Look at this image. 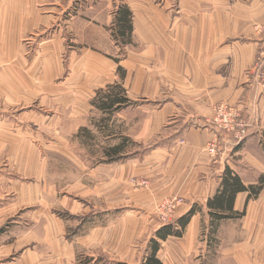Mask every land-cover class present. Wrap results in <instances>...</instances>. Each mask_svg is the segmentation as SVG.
Segmentation results:
<instances>
[{"label":"crops","instance_id":"1","mask_svg":"<svg viewBox=\"0 0 264 264\" xmlns=\"http://www.w3.org/2000/svg\"><path fill=\"white\" fill-rule=\"evenodd\" d=\"M36 1L0 0V80L20 79L25 85L33 86L34 79L44 86L43 81L51 75L47 56L41 57V69L35 71L33 61L30 63L23 57L22 42L40 19ZM168 1L162 6L142 3L136 10L126 3L132 11L133 37L138 38L143 49L137 54L131 51L129 57L116 63L114 70L111 66L112 71L107 67L109 58L104 55V59L100 58L99 53L90 55L89 62L100 60L101 65H107L104 70L112 75L114 72L116 75V68L121 65L125 69L122 82L127 95L131 92L128 82L134 78L133 88L140 87V95H134H147L154 100L153 117L143 121L142 132L135 133L134 138L149 139L173 123L164 144L152 148L141 158L142 162L137 163L138 159L134 158L121 166L126 178L131 174V167L132 174L144 173L150 177L148 190L157 197L174 193L183 196L185 202L175 210L176 220L191 208L194 210L182 235L168 236L158 251L163 264H184L185 252H192L198 235L206 233L203 228L209 226L206 202L217 190L224 168L232 169L244 184L253 183L264 173V148L260 143L264 131V91L256 86L255 94L259 90L260 98L253 105L251 93L245 96L241 85L242 69L254 60L256 44L226 41L235 32L251 30V24L258 17H264V0H177L176 7L167 8ZM97 39L106 38L101 35ZM2 64L6 65L2 67ZM86 64L93 67L92 63ZM104 70H100L101 74ZM3 93L5 90L1 87L0 106ZM14 94L17 88L6 95ZM238 100L245 105L247 121L252 123L259 115L261 123L258 137L249 135L241 143L243 171L236 167L234 160L224 158V153L213 160L206 150L213 138L223 139L210 120L213 106L234 104ZM170 114H175V119L166 122ZM1 141L2 136L0 144ZM1 148L2 144L0 151ZM245 199L246 192H240L233 203L235 211L244 210L241 217L219 222L215 242L207 244L212 251L208 264H264V188L257 199L247 203ZM29 204L0 203V264H64L66 256L71 258L63 237L64 224L54 218L52 227L48 217L34 219L32 215L28 218L24 212L18 213ZM140 220L144 217L139 216L137 221ZM203 236L208 243V236ZM170 238L177 242L167 246L168 252L163 244ZM128 243L127 239L110 243L109 251L115 254L116 260L129 261Z\"/></svg>","mask_w":264,"mask_h":264},{"label":"rangeland","instance_id":"2","mask_svg":"<svg viewBox=\"0 0 264 264\" xmlns=\"http://www.w3.org/2000/svg\"><path fill=\"white\" fill-rule=\"evenodd\" d=\"M146 2L162 6L166 0H37L35 9L40 19L22 42L23 57L30 63L33 61L35 71L41 66V57L47 56L49 64L46 65L51 75L43 81L44 86L34 79L31 80L33 86L25 85L20 79L0 80V89L5 90L0 106V203H31L18 213L24 212V217L32 218V215L34 219L48 217L51 225L54 218L63 223V237L67 253L71 255V258L66 256L64 264H81L79 259L86 255L95 258L102 255L114 261L117 257L110 253L109 246L117 239L129 240L131 255L127 263L138 264L148 239L165 224L159 213L162 201L175 197L179 200L177 206L185 202V198L176 193L157 197L148 190L150 177L144 173L132 174V167L127 178L122 171V163L134 158L140 163L152 148L164 144L173 125L168 123L169 127H163L149 139L134 138L135 133L142 132L143 121L153 117L151 106L155 105L149 96H139L140 87L133 88L134 78L128 82L131 91L128 96L133 104L119 110L112 119L116 131L139 143L132 150L136 154L123 161L91 167L85 150L77 139L72 140L79 126H87L91 117L101 115L89 103L95 90L119 80L117 72L116 75L106 72L107 65H101L100 60L89 62L90 55L99 53L100 58L104 59L103 55L109 58L112 63L108 60L107 67L112 71L111 66L113 70L116 67L114 57L121 63L131 51L137 54L143 49L137 37H133V47L120 49L114 44L109 28L116 6L129 3L136 10ZM165 6L174 8L177 0H169ZM250 27L251 30L228 36L226 41L256 44L254 60L242 69L241 85L245 96L250 92L252 104L257 105L260 95L259 90L255 94L256 86L264 91V17H258ZM101 35L106 39L98 40ZM86 63H92L93 67ZM100 70H104L103 74ZM14 88L17 94L6 95ZM240 102L243 101L234 104L241 108L247 120L245 105ZM216 106L212 108V122ZM174 116L168 115L166 122H173ZM248 123L247 134L240 142L215 126L223 137L220 154L224 153V158L230 162L234 160L240 171L245 170L241 143L249 135L258 137L261 129L259 115ZM246 173L251 176L244 171ZM139 216L144 220L137 221ZM172 221V224L176 222L175 213ZM203 237L200 233L192 252H185L184 264L211 262L208 255L212 251ZM173 242L177 241L170 238L163 244L164 249L169 252L167 246ZM54 246L57 247V243Z\"/></svg>","mask_w":264,"mask_h":264},{"label":"trees","instance_id":"3","mask_svg":"<svg viewBox=\"0 0 264 264\" xmlns=\"http://www.w3.org/2000/svg\"><path fill=\"white\" fill-rule=\"evenodd\" d=\"M110 35L114 44L122 49L125 46L133 45V16L132 11L126 3L116 6L110 25ZM118 64L120 59L114 57ZM119 80L105 84L95 90L89 103L95 111L101 114L98 118L91 117L89 125L79 126L72 136L77 139L80 147L85 150L87 161L95 166L98 164H109L119 162L133 157L138 142H135L129 135L122 134L114 128L113 115L119 110L130 106L133 101L128 97L127 90L123 86L125 69L118 65L116 68ZM100 135V136H99ZM260 143L264 148V131L260 136ZM264 188V173H261L253 183L244 184L240 177L228 166H226L219 177V186L212 197L207 200L209 226H206L208 236L207 244L215 242V233L219 222L223 219L239 218L244 210L235 211L233 203L240 192H246L245 203L257 199ZM194 210L191 208L185 215L176 220L174 224H163L157 228L148 239L144 249V255L138 264H163L158 257L161 242L168 236H181ZM81 264H129L119 260H109L107 257L86 255L79 259Z\"/></svg>","mask_w":264,"mask_h":264},{"label":"built area","instance_id":"4","mask_svg":"<svg viewBox=\"0 0 264 264\" xmlns=\"http://www.w3.org/2000/svg\"><path fill=\"white\" fill-rule=\"evenodd\" d=\"M213 123L226 135H229L236 142H240L247 134L248 121L242 116L241 108L235 104L219 103L215 109ZM206 150L209 156L215 160L218 158L222 145L218 138L209 141ZM145 180V179H144ZM140 184H146V181H140ZM179 200L175 197L166 198L159 205V213L165 224H171L175 209Z\"/></svg>","mask_w":264,"mask_h":264}]
</instances>
